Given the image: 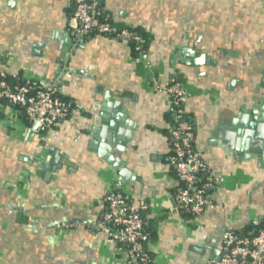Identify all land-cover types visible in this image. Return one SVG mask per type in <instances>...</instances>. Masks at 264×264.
Returning a JSON list of instances; mask_svg holds the SVG:
<instances>
[{"label":"crops","instance_id":"1","mask_svg":"<svg viewBox=\"0 0 264 264\" xmlns=\"http://www.w3.org/2000/svg\"><path fill=\"white\" fill-rule=\"evenodd\" d=\"M98 3L112 24L146 37L161 83L186 87L182 112L195 152L222 185L206 193L213 208L185 224L171 212L179 186L168 141L173 110L152 91L130 46L102 35L73 44L72 0H0V73L56 82L72 107L58 133L47 135L0 107V264H135L106 235L110 226L99 224V201L117 175L88 142L106 118L118 119L114 132L131 131L123 150L109 133L105 153L128 170L132 202L148 206L151 264H206L219 257L226 231L264 226V163L235 150L242 134L232 149L223 132L230 112L264 97V0Z\"/></svg>","mask_w":264,"mask_h":264},{"label":"built area","instance_id":"2","mask_svg":"<svg viewBox=\"0 0 264 264\" xmlns=\"http://www.w3.org/2000/svg\"><path fill=\"white\" fill-rule=\"evenodd\" d=\"M72 3L74 11L71 23L75 38L83 40L92 35H102L127 44L133 42L139 51L136 62L142 72L150 76L152 91L167 96V104L173 110L175 119L168 135L170 160L180 186L175 193V207L171 212L177 214L185 224H192L205 211L213 208L206 193L212 188L219 189L223 178L215 176L210 166L195 152L194 128L182 112L189 97L188 90L177 81L161 83L152 70L148 51L142 49L141 38L127 29L116 30L102 20L98 0H72ZM4 77L5 74L0 73V101L23 108L30 129L38 125V130L33 132L57 134L59 123L69 117L72 107L57 96L56 82L23 78L22 84L11 85ZM99 203L104 207L99 224L110 226L106 230L108 238L121 249L125 243L128 249L123 250L135 264L152 263L149 253L151 240L144 230L145 218L142 215L148 211V206L144 202L135 205L125 183L117 176L109 183ZM184 215H190V219H185ZM219 250V257L208 260L206 264H264V226L250 236L226 231Z\"/></svg>","mask_w":264,"mask_h":264},{"label":"water","instance_id":"3","mask_svg":"<svg viewBox=\"0 0 264 264\" xmlns=\"http://www.w3.org/2000/svg\"><path fill=\"white\" fill-rule=\"evenodd\" d=\"M71 36L74 37V34H71ZM71 41L73 42V44L76 43L78 47L83 44L82 40H79L77 42L76 38ZM182 54L190 55V50H183ZM59 73L55 76H58ZM57 78H60V76H58ZM93 114L96 113L93 112ZM99 118L104 119L105 117L100 115ZM99 118L95 119L96 125L99 122ZM108 119L109 118H106L107 126L103 127L99 134H94L92 140L88 142V148L97 151L98 156L102 159H106L108 164L111 166V170L118 176V178H120L125 184H129L130 180L132 181V179L129 175L128 170L125 169L124 163H122L120 160H116L115 158H108L107 154L105 153L106 146L104 142H107V140H109V135L111 137L113 135V141L117 143L120 150H123L125 147V143L130 141L131 131L129 130L125 133V131L118 130L117 132H114L115 123H119V121L117 118H114L115 120ZM228 121H230L229 124L223 128L225 137L224 143L232 148L233 138L236 136V133H238V135L242 134V136L244 137V141L242 143L243 145H239V147L237 145L235 150L244 154V159H246V161L254 156L260 157L261 162L264 163V97L260 98L259 102L254 103L249 109H243L241 113L230 112ZM125 128L128 130L130 127L128 128V126H126ZM33 130H38L37 124L33 126ZM232 149H234V146ZM55 161L56 159H53V161L51 162V166L55 165ZM44 170L50 171L51 168H49V166H46ZM215 254L216 250H213V255Z\"/></svg>","mask_w":264,"mask_h":264},{"label":"trees","instance_id":"4","mask_svg":"<svg viewBox=\"0 0 264 264\" xmlns=\"http://www.w3.org/2000/svg\"><path fill=\"white\" fill-rule=\"evenodd\" d=\"M73 4V3H72ZM98 9H99V11H100V18L103 20H106L110 25H112V27L113 28H115L116 30H119V29H127V30H130V31H132L133 33H135L137 36H139L140 38H141V40H142V44H141V46H142V49L143 50H146L147 51V40H146V37L140 32V31H138V30H136V29H133V28H130V27H127V26H117V25H114V24H112L111 22H110V20L106 17V15L102 12V10H101V8H100V5L98 4ZM92 36H95V35H92ZM91 36V37H92ZM128 45L130 46V48H131V51H132V55H133V57L134 58H137L138 57V55H139V51L138 50H136V47H137V45L136 44H134L133 42H130V43H128ZM4 79H5V81L6 82H8L9 84H11V85H19V84H22L23 82H24V79H23V77L21 76V75H17V77H13V76H9V75H5V77H4ZM57 93V96L59 97V98H61L63 101H65L66 103H68L58 92H56ZM69 104V103H68ZM0 106H5V107H8V108H10L12 111H14V112H16L17 113V115H18V117H20L21 118V120L22 121H24L25 123H26V125L29 127V128H31V125H30V123L27 121V118H26V115H25V113H24V110H23V108H21V107H19V106H14V105H12V104H10V103H8L7 101H0ZM172 120H173V125H174V123H175V119H174V112H172ZM187 120V119H186ZM188 121V120H187ZM179 187L180 186H178L177 188L179 189ZM177 189V190H178ZM176 190V191H177ZM142 215H144V214H142ZM185 219H190V215H184L183 216ZM261 228V227H260ZM260 228H258L257 230H259ZM144 230L146 231V233H148V235H149V237H150V240H151V233H150V231H149V229H148V224H147V222L145 221V226H144ZM257 230H255L254 232H252V233H245V234H243V235H248V236H250V235H252V234H254L255 232H257ZM122 248L123 249H128V247H127V245L124 243L123 244V246H122ZM149 264H151V263H149Z\"/></svg>","mask_w":264,"mask_h":264}]
</instances>
